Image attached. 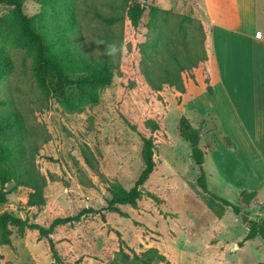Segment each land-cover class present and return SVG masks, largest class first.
<instances>
[{
  "label": "rangeland",
  "instance_id": "obj_1",
  "mask_svg": "<svg viewBox=\"0 0 264 264\" xmlns=\"http://www.w3.org/2000/svg\"><path fill=\"white\" fill-rule=\"evenodd\" d=\"M144 2V0H137ZM151 3L176 12L200 18L204 0H149ZM259 34L264 32V0H257ZM79 20L88 46L101 33V19L95 14H121V0H78ZM24 12L32 16L41 10V4L26 0ZM10 7L0 5V14H7ZM148 10L138 27L126 18L120 39V67L116 69L110 86L101 89L99 102L87 104L81 112L68 111L61 100L51 98L41 105L39 90L32 76V60L16 45L0 40V49L12 60L9 75L0 81V98L10 97L25 115L36 133L46 132L49 140L42 144L37 154L41 171L49 179L45 189L46 204L28 207L29 189L11 190L7 202L0 205V212L13 211L30 221L48 227L56 217L71 216L86 208L102 213H86L79 221L58 226L51 234L58 252L67 264H108L122 246L116 230L129 248L142 252L158 247L170 264H254L264 260V239L257 236L243 241L251 220H261L260 207L243 205L236 193L221 188L211 190L239 203L242 213L248 215L246 223L240 215L226 207L225 217L219 218L202 198L196 179L198 167L192 158L190 144L179 132L182 100L173 87L152 90L140 72L138 44L146 40ZM202 20V19H201ZM203 21V20H202ZM121 30V31H120ZM194 123L200 114L190 113ZM211 127L218 121L206 116ZM162 121L164 135L157 137L156 169L145 184L162 198L157 203L144 196L134 207L120 205L128 213L104 209L112 197V187L120 182L125 188L133 186L144 167L141 156L143 141L139 132L149 134L146 120ZM131 125H136L134 130ZM203 136L209 147L213 134ZM203 141V142H204ZM84 151L95 163L92 168L85 160ZM172 174V175H171ZM103 215L105 217H103ZM12 245L1 246L0 264H57L46 238L38 230H26L21 235L14 228ZM243 244V245H241ZM167 264V263H161Z\"/></svg>",
  "mask_w": 264,
  "mask_h": 264
},
{
  "label": "trees",
  "instance_id": "obj_2",
  "mask_svg": "<svg viewBox=\"0 0 264 264\" xmlns=\"http://www.w3.org/2000/svg\"><path fill=\"white\" fill-rule=\"evenodd\" d=\"M25 1L0 0V5L10 7L7 14H0V40L6 39L31 58L32 76L39 90L41 105L57 97L68 111L81 112L85 105L98 103L101 89L111 85L115 71L120 67L122 34L114 26L118 25L122 30L127 18L133 27H138L146 10L149 17L145 24L147 38L138 44L141 54L139 68L152 90L161 91L169 86L180 95L185 93L186 81L192 79L197 83L195 70L208 60L207 31L203 21L149 0H121L124 15H103L96 11L95 14L102 21L101 33L94 42V49L88 46L83 37L78 0H33L41 4V10L32 16L24 12ZM110 44H115L118 49L114 54H109ZM11 69V58L0 49V81L9 75ZM206 82L208 90L212 92L208 78ZM207 115L214 117L218 124L209 127ZM146 126L149 134L139 132L143 141L142 171L129 189L116 182L112 187V197L104 208L122 216H128V213L121 210L120 205L135 207L144 196L157 203L162 202L159 195L145 189V184L157 166V137L168 140V136H163L165 131L162 121L149 118ZM131 127L137 129L136 125ZM179 132L190 144L192 158L199 171L196 182L208 207L219 218L225 215L226 207H230L235 214H241V205L210 190L206 179V150L201 145L204 134L216 132L225 146L236 149L230 136L223 133L218 116L209 111L200 114L194 123L189 117L182 115L179 118ZM157 133L163 134L162 137ZM48 140L46 132L36 133L28 124L21 108L12 98H0V205L7 202V195L11 190L22 186L30 190L26 202L28 207L46 204L45 189L49 179L55 178L52 174L47 176L41 171L37 164V154L41 143ZM217 145V141L213 139L211 147ZM84 156L86 162L96 168L87 151H84ZM7 183H12L11 190L6 189ZM256 196L257 191L242 189L239 200L247 206ZM93 212L102 213V210L86 208L75 215L56 217L46 227L30 221L28 217L23 218L13 211L4 210L0 212V247L12 245L14 228L21 235L28 229L38 230L40 237L48 240L54 261L57 264H67L58 252L51 234L58 226L79 221L86 213ZM248 228L244 242L256 236L264 239V218L251 220ZM115 232L122 246L108 264H170L167 256L158 247L137 252L124 242L120 231ZM2 257L0 251V258Z\"/></svg>",
  "mask_w": 264,
  "mask_h": 264
},
{
  "label": "crops",
  "instance_id": "obj_3",
  "mask_svg": "<svg viewBox=\"0 0 264 264\" xmlns=\"http://www.w3.org/2000/svg\"><path fill=\"white\" fill-rule=\"evenodd\" d=\"M257 6V0H204L200 17L207 31L208 60L195 70L197 83L187 80L180 97L182 113L192 118L190 113L213 112L236 144L230 149L214 133L218 145L209 147L202 138L209 189L232 191L238 198L242 189L255 190L251 205L263 214L264 32L257 35Z\"/></svg>",
  "mask_w": 264,
  "mask_h": 264
},
{
  "label": "clouds",
  "instance_id": "obj_4",
  "mask_svg": "<svg viewBox=\"0 0 264 264\" xmlns=\"http://www.w3.org/2000/svg\"><path fill=\"white\" fill-rule=\"evenodd\" d=\"M108 49H109V54H114L116 51H118L115 44L108 45Z\"/></svg>",
  "mask_w": 264,
  "mask_h": 264
},
{
  "label": "water",
  "instance_id": "obj_5",
  "mask_svg": "<svg viewBox=\"0 0 264 264\" xmlns=\"http://www.w3.org/2000/svg\"><path fill=\"white\" fill-rule=\"evenodd\" d=\"M240 217H241V219H242V222L243 223H246L247 222V220H248V215H246V214H244V213H242L241 215H240Z\"/></svg>",
  "mask_w": 264,
  "mask_h": 264
},
{
  "label": "built area",
  "instance_id": "obj_6",
  "mask_svg": "<svg viewBox=\"0 0 264 264\" xmlns=\"http://www.w3.org/2000/svg\"><path fill=\"white\" fill-rule=\"evenodd\" d=\"M257 35L259 36L260 34L258 33Z\"/></svg>",
  "mask_w": 264,
  "mask_h": 264
}]
</instances>
